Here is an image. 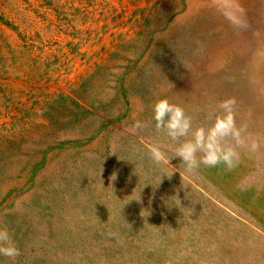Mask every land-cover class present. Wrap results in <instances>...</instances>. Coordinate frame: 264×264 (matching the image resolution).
<instances>
[{
	"label": "rangeland",
	"instance_id": "obj_1",
	"mask_svg": "<svg viewBox=\"0 0 264 264\" xmlns=\"http://www.w3.org/2000/svg\"><path fill=\"white\" fill-rule=\"evenodd\" d=\"M230 98L238 162L187 171ZM0 229L2 264H264V0H0Z\"/></svg>",
	"mask_w": 264,
	"mask_h": 264
},
{
	"label": "clouds",
	"instance_id": "obj_2",
	"mask_svg": "<svg viewBox=\"0 0 264 264\" xmlns=\"http://www.w3.org/2000/svg\"><path fill=\"white\" fill-rule=\"evenodd\" d=\"M225 16L232 24L239 25L242 22L239 17L231 13H225ZM234 104L235 101L231 98L221 101L219 108L223 110V114L216 115L214 122L207 130L197 127L191 131V139L179 143L175 150V157L179 158L187 171L191 172L201 164L214 167L223 163L227 168H232L238 162L237 154L233 148L223 143L224 138L228 136L236 138L237 143L241 142L239 139L240 129L235 126L232 112ZM151 111L155 127L165 129L171 140L177 141L189 134L192 128L191 121L185 115L183 108L161 98L151 105ZM133 127H140V122L136 121ZM198 152L202 153L199 159L196 156ZM150 154L156 163H161L165 159L157 147H151ZM18 254L19 249L11 242L9 233L0 229V256L15 258Z\"/></svg>",
	"mask_w": 264,
	"mask_h": 264
}]
</instances>
